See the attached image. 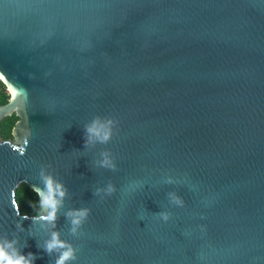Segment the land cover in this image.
I'll return each mask as SVG.
<instances>
[{"label": "water", "instance_id": "1", "mask_svg": "<svg viewBox=\"0 0 264 264\" xmlns=\"http://www.w3.org/2000/svg\"><path fill=\"white\" fill-rule=\"evenodd\" d=\"M0 83V121L17 119L0 136V238L34 264H54L38 247L53 230L73 264H264V0H0ZM94 116L118 124L84 149ZM41 166L68 189L62 212L90 210L76 236L63 215L19 214Z\"/></svg>", "mask_w": 264, "mask_h": 264}, {"label": "clouds", "instance_id": "2", "mask_svg": "<svg viewBox=\"0 0 264 264\" xmlns=\"http://www.w3.org/2000/svg\"><path fill=\"white\" fill-rule=\"evenodd\" d=\"M117 124L118 122L111 118L94 116L89 122L84 124V149H88L90 146L95 147L97 144L103 145L109 143ZM99 157L95 161V166L110 171L116 170L111 153L102 151L99 153ZM38 179L42 187L36 186L34 188L39 201V211L34 219L40 222L42 227L50 225L52 229H56V222L63 215L69 224V233L76 236L89 216L90 210L87 208H69L67 211L62 212L69 193L65 184L48 172L45 166H41ZM166 183L172 184L173 181L171 178H168ZM114 191V186L109 183L103 188H96L93 195H111ZM166 195L170 204L183 206V200L175 192H168ZM158 214L163 221H168V213L160 212ZM25 246L26 243L20 245L16 238L8 239L7 236L0 238V264H34L37 258L34 254H22V248ZM38 247L49 257L54 253L56 254L54 264H73L77 259L76 250L70 243L60 238L59 231L57 230L49 233L48 238L43 243V247L39 244Z\"/></svg>", "mask_w": 264, "mask_h": 264}, {"label": "trees", "instance_id": "3", "mask_svg": "<svg viewBox=\"0 0 264 264\" xmlns=\"http://www.w3.org/2000/svg\"><path fill=\"white\" fill-rule=\"evenodd\" d=\"M7 95L5 89L0 83V105L5 104ZM13 118L8 117L0 121V136L1 139L9 138V131L13 123ZM14 201L20 215L37 216L39 211V201L36 195L29 190L24 184H21L14 191Z\"/></svg>", "mask_w": 264, "mask_h": 264}, {"label": "flooded vegetation", "instance_id": "4", "mask_svg": "<svg viewBox=\"0 0 264 264\" xmlns=\"http://www.w3.org/2000/svg\"><path fill=\"white\" fill-rule=\"evenodd\" d=\"M6 93V92H5ZM9 117H11V118H13L14 120H13V123H12V126H13V124H14V122L17 120L13 115H11V116H9ZM6 118H8V117H6ZM12 126H11V128H12ZM11 128H10V130H11ZM11 139V137H10V131H9V138L7 139V140H10Z\"/></svg>", "mask_w": 264, "mask_h": 264}]
</instances>
